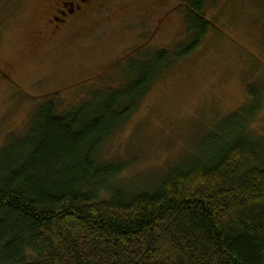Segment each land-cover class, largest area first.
<instances>
[{"label":"trees","instance_id":"obj_1","mask_svg":"<svg viewBox=\"0 0 264 264\" xmlns=\"http://www.w3.org/2000/svg\"><path fill=\"white\" fill-rule=\"evenodd\" d=\"M183 1L185 40L129 57L116 86L69 105L42 99L0 146V264H264V158L249 133L262 87L248 84L199 154L150 186L130 185L129 161L111 153L155 81L211 28L209 0Z\"/></svg>","mask_w":264,"mask_h":264},{"label":"rangeland","instance_id":"obj_2","mask_svg":"<svg viewBox=\"0 0 264 264\" xmlns=\"http://www.w3.org/2000/svg\"><path fill=\"white\" fill-rule=\"evenodd\" d=\"M183 2L104 0L54 33L55 0H0V146L25 131L42 99L58 95L69 105L84 89L116 86L128 76L129 57L185 40ZM205 17L211 28L201 45L155 81L113 140L132 186H150L197 156L246 104L248 84L263 88L249 133L264 158V0H209Z\"/></svg>","mask_w":264,"mask_h":264},{"label":"flooded vegetation","instance_id":"obj_3","mask_svg":"<svg viewBox=\"0 0 264 264\" xmlns=\"http://www.w3.org/2000/svg\"><path fill=\"white\" fill-rule=\"evenodd\" d=\"M103 3L104 0H55L56 10H54L52 20H48L49 24L53 25V27L51 25V32H58L61 29L59 25L66 27L69 22L85 17L87 13L98 9Z\"/></svg>","mask_w":264,"mask_h":264}]
</instances>
